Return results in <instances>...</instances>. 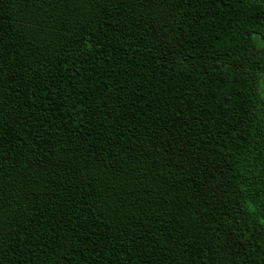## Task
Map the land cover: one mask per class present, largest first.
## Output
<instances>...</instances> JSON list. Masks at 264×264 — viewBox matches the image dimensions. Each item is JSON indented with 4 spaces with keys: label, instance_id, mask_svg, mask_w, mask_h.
<instances>
[{
    "label": "trees",
    "instance_id": "obj_1",
    "mask_svg": "<svg viewBox=\"0 0 264 264\" xmlns=\"http://www.w3.org/2000/svg\"><path fill=\"white\" fill-rule=\"evenodd\" d=\"M0 264H264V0H0Z\"/></svg>",
    "mask_w": 264,
    "mask_h": 264
}]
</instances>
